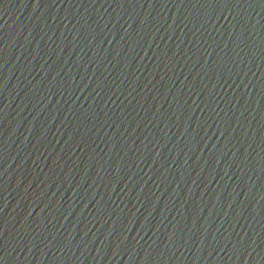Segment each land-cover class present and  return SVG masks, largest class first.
I'll return each mask as SVG.
<instances>
[{
    "label": "water",
    "instance_id": "95a60500",
    "mask_svg": "<svg viewBox=\"0 0 264 264\" xmlns=\"http://www.w3.org/2000/svg\"><path fill=\"white\" fill-rule=\"evenodd\" d=\"M0 264H264V0H0Z\"/></svg>",
    "mask_w": 264,
    "mask_h": 264
}]
</instances>
